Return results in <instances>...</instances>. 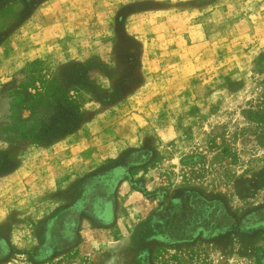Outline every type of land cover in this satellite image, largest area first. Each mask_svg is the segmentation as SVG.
I'll return each mask as SVG.
<instances>
[{
  "label": "rangeland",
  "instance_id": "1",
  "mask_svg": "<svg viewBox=\"0 0 264 264\" xmlns=\"http://www.w3.org/2000/svg\"><path fill=\"white\" fill-rule=\"evenodd\" d=\"M24 3L0 6V264H264V0Z\"/></svg>",
  "mask_w": 264,
  "mask_h": 264
},
{
  "label": "flooded vegetation",
  "instance_id": "2",
  "mask_svg": "<svg viewBox=\"0 0 264 264\" xmlns=\"http://www.w3.org/2000/svg\"><path fill=\"white\" fill-rule=\"evenodd\" d=\"M8 0H0V6L6 3ZM12 1V0H11ZM34 0H25V8L30 5V3ZM2 2V3H1ZM10 3V2H9ZM52 117H49L46 121H43L41 124H35L34 126L31 125L27 131H19L18 133L14 132L13 137L15 139L20 140H39L42 142L48 143V141H53L55 139H58L62 137L64 134H66V129L68 128L67 119L64 117V121L62 125L56 127V121H54ZM59 122V120L57 121ZM66 126V127H65ZM23 128V127H22ZM27 129V128H26ZM9 163L6 161L4 155L0 157V172L1 173H8L6 172L7 168L6 166Z\"/></svg>",
  "mask_w": 264,
  "mask_h": 264
},
{
  "label": "water",
  "instance_id": "3",
  "mask_svg": "<svg viewBox=\"0 0 264 264\" xmlns=\"http://www.w3.org/2000/svg\"><path fill=\"white\" fill-rule=\"evenodd\" d=\"M36 1V0H35ZM39 2H34L33 4H31L30 8L26 11V13L24 14V18L28 17L30 15V13L32 12V10L34 9V7L38 4Z\"/></svg>",
  "mask_w": 264,
  "mask_h": 264
},
{
  "label": "trees",
  "instance_id": "4",
  "mask_svg": "<svg viewBox=\"0 0 264 264\" xmlns=\"http://www.w3.org/2000/svg\"><path fill=\"white\" fill-rule=\"evenodd\" d=\"M77 124H75L73 127H75ZM71 129H73V128H71Z\"/></svg>",
  "mask_w": 264,
  "mask_h": 264
}]
</instances>
